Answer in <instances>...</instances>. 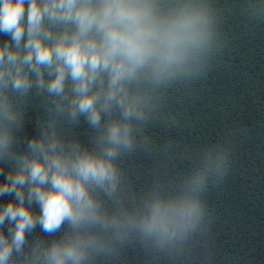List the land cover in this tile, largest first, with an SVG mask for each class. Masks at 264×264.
<instances>
[{
  "label": "clouds",
  "instance_id": "1",
  "mask_svg": "<svg viewBox=\"0 0 264 264\" xmlns=\"http://www.w3.org/2000/svg\"><path fill=\"white\" fill-rule=\"evenodd\" d=\"M0 35V196H14L0 201V264H89L130 236L181 248L224 155L208 150L179 180L140 192L118 161L163 93L207 68L219 46L210 0H0ZM30 94L47 119L21 149ZM81 119L91 147L61 131ZM37 226L59 235L30 242Z\"/></svg>",
  "mask_w": 264,
  "mask_h": 264
},
{
  "label": "water",
  "instance_id": "2",
  "mask_svg": "<svg viewBox=\"0 0 264 264\" xmlns=\"http://www.w3.org/2000/svg\"><path fill=\"white\" fill-rule=\"evenodd\" d=\"M210 3L219 46L207 68L163 93L137 134V147L118 161L126 187L140 192L156 180H179L208 150L224 155L222 173L210 176L202 193V224L172 253L130 236L89 264H264V0ZM24 109L21 149L47 119L42 96L30 94ZM61 131L91 147L92 130L83 119L61 121ZM13 198L3 195L0 201ZM58 235L47 236L37 226L28 239Z\"/></svg>",
  "mask_w": 264,
  "mask_h": 264
}]
</instances>
